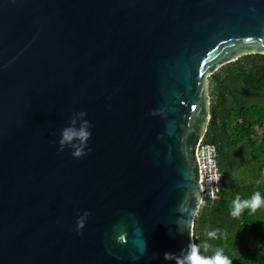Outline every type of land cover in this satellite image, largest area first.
Wrapping results in <instances>:
<instances>
[{
	"label": "water",
	"instance_id": "1",
	"mask_svg": "<svg viewBox=\"0 0 264 264\" xmlns=\"http://www.w3.org/2000/svg\"><path fill=\"white\" fill-rule=\"evenodd\" d=\"M251 54L264 0H0V264H190L208 78Z\"/></svg>",
	"mask_w": 264,
	"mask_h": 264
},
{
	"label": "trees",
	"instance_id": "2",
	"mask_svg": "<svg viewBox=\"0 0 264 264\" xmlns=\"http://www.w3.org/2000/svg\"><path fill=\"white\" fill-rule=\"evenodd\" d=\"M208 87L211 119L204 143L218 151L225 191L200 207L194 246L204 258L223 249L232 264H264V205L231 215L237 196L249 199L257 191L264 196V55L242 56L221 67L208 78ZM211 231L216 238L209 237Z\"/></svg>",
	"mask_w": 264,
	"mask_h": 264
},
{
	"label": "clouds",
	"instance_id": "3",
	"mask_svg": "<svg viewBox=\"0 0 264 264\" xmlns=\"http://www.w3.org/2000/svg\"><path fill=\"white\" fill-rule=\"evenodd\" d=\"M79 117L83 118L79 126H77L74 119L69 120L67 125L61 130V137L59 139L60 150H63L66 146L73 149L72 155L76 158H81L86 155V148L88 141L92 136V125L88 119H85L87 113L85 111H79L76 113ZM91 149H88L90 151ZM260 181L258 180L257 183ZM264 205V196L261 195L259 191L255 192L251 198L243 199L239 196L233 201V210L231 215L239 216L241 212L247 208L252 212H255L258 208ZM90 213L85 211L82 215L77 218V232L79 233L85 225ZM209 237L216 238L217 231H211L208 233ZM205 248L208 247L207 243L203 245ZM175 253L165 252L164 259L167 261H173ZM187 261H190V264H232V260L224 254L223 249H217L214 256L209 258L201 257L197 254L195 246L191 254L184 258Z\"/></svg>",
	"mask_w": 264,
	"mask_h": 264
},
{
	"label": "built area",
	"instance_id": "4",
	"mask_svg": "<svg viewBox=\"0 0 264 264\" xmlns=\"http://www.w3.org/2000/svg\"><path fill=\"white\" fill-rule=\"evenodd\" d=\"M199 167L202 203L219 199L225 191L223 177L218 164V151L214 145L204 143V138L196 149Z\"/></svg>",
	"mask_w": 264,
	"mask_h": 264
}]
</instances>
